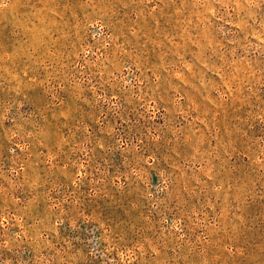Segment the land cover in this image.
I'll return each mask as SVG.
<instances>
[{"label": "rangeland", "instance_id": "obj_1", "mask_svg": "<svg viewBox=\"0 0 264 264\" xmlns=\"http://www.w3.org/2000/svg\"><path fill=\"white\" fill-rule=\"evenodd\" d=\"M0 264H264V0H0Z\"/></svg>", "mask_w": 264, "mask_h": 264}]
</instances>
